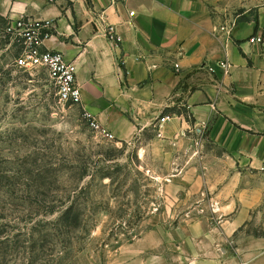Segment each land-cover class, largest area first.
Masks as SVG:
<instances>
[{
    "label": "crops",
    "instance_id": "0c3cea01",
    "mask_svg": "<svg viewBox=\"0 0 264 264\" xmlns=\"http://www.w3.org/2000/svg\"><path fill=\"white\" fill-rule=\"evenodd\" d=\"M0 15L52 23L44 48L75 61L80 106L116 141L158 133L159 119L170 115L160 137L207 132L234 162L226 170L237 173L233 180L205 182L217 225L196 216L198 199L176 225L160 223L122 246L116 264H264V236L244 231L260 218L263 194L264 43L250 39L264 38V0H0ZM237 178L254 181L251 195ZM203 187L191 184L198 194Z\"/></svg>",
    "mask_w": 264,
    "mask_h": 264
},
{
    "label": "rangeland",
    "instance_id": "374dc122",
    "mask_svg": "<svg viewBox=\"0 0 264 264\" xmlns=\"http://www.w3.org/2000/svg\"><path fill=\"white\" fill-rule=\"evenodd\" d=\"M8 26L0 15V264H116L122 246L160 223L176 225L198 199L196 216L217 225L205 182L237 173H227L234 162L207 132L106 139L80 105L59 100L43 69L15 65L22 44ZM198 179L199 194L191 189ZM237 181L251 195L254 181ZM258 183L260 218L244 231L264 236V175Z\"/></svg>",
    "mask_w": 264,
    "mask_h": 264
},
{
    "label": "built area",
    "instance_id": "2783aa9c",
    "mask_svg": "<svg viewBox=\"0 0 264 264\" xmlns=\"http://www.w3.org/2000/svg\"><path fill=\"white\" fill-rule=\"evenodd\" d=\"M127 0H112L113 3L126 2ZM134 15V12H131ZM8 30L12 32L16 39L21 42L22 50L15 58V65L25 71L43 69L53 82L57 96L62 103L71 105H80L82 102V92L77 80L78 67L75 61L69 60L66 55L57 50L44 48V40L51 35L50 29L52 23L44 20H26L20 18L15 21H8ZM231 25L230 29H232ZM108 35L114 40H121L120 35L116 31V27L109 26ZM251 42L264 43V38L254 36ZM224 73L228 75L231 69V63L228 59H224L219 63ZM179 67L178 64L175 65ZM86 116L90 120L92 127L98 131L103 137L109 140L115 139L114 134L102 126L87 111ZM171 120L170 115H164L158 122V134L166 122ZM264 172V166L262 167Z\"/></svg>",
    "mask_w": 264,
    "mask_h": 264
},
{
    "label": "trees",
    "instance_id": "16d2710c",
    "mask_svg": "<svg viewBox=\"0 0 264 264\" xmlns=\"http://www.w3.org/2000/svg\"><path fill=\"white\" fill-rule=\"evenodd\" d=\"M183 110H184V109H183ZM177 112H178V113H181V112H182V109H179Z\"/></svg>",
    "mask_w": 264,
    "mask_h": 264
}]
</instances>
